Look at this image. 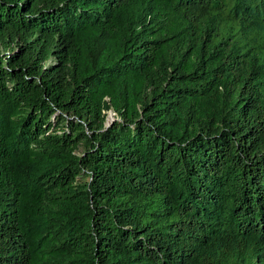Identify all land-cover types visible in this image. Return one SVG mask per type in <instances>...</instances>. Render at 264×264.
Returning a JSON list of instances; mask_svg holds the SVG:
<instances>
[{"label": "trees", "instance_id": "trees-1", "mask_svg": "<svg viewBox=\"0 0 264 264\" xmlns=\"http://www.w3.org/2000/svg\"><path fill=\"white\" fill-rule=\"evenodd\" d=\"M0 264H264V0H0Z\"/></svg>", "mask_w": 264, "mask_h": 264}, {"label": "rangeland", "instance_id": "rangeland-1", "mask_svg": "<svg viewBox=\"0 0 264 264\" xmlns=\"http://www.w3.org/2000/svg\"><path fill=\"white\" fill-rule=\"evenodd\" d=\"M1 49H2V50H7V48H5V47H3V46H1ZM115 119H116V114H115V112H114L113 110H110V111L108 112L107 124H108V125L111 124Z\"/></svg>", "mask_w": 264, "mask_h": 264}, {"label": "water", "instance_id": "water-1", "mask_svg": "<svg viewBox=\"0 0 264 264\" xmlns=\"http://www.w3.org/2000/svg\"><path fill=\"white\" fill-rule=\"evenodd\" d=\"M108 125V124H107Z\"/></svg>", "mask_w": 264, "mask_h": 264}]
</instances>
